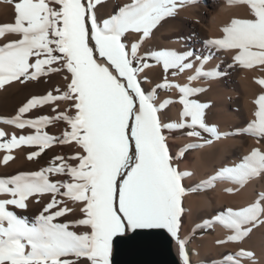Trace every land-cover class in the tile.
Segmentation results:
<instances>
[{
	"label": "snow or ice",
	"instance_id": "obj_1",
	"mask_svg": "<svg viewBox=\"0 0 264 264\" xmlns=\"http://www.w3.org/2000/svg\"><path fill=\"white\" fill-rule=\"evenodd\" d=\"M4 2L13 5L14 22L0 25V38H19L0 45V88L12 82L36 81L50 72L70 75L64 77L65 89L32 96L15 116L0 119V123L18 129H36L35 134H13L10 138L0 130V149L11 152L21 145L36 146L38 150L28 154L29 160L53 143H74L80 151L68 158L78 161L75 165L57 156L40 171L0 178V194L8 197L0 199V264H82V260L87 264H111L114 238L146 229H166L177 238L183 264H190L185 243L178 236L186 192L218 180L242 188L253 179L264 178V146H253L241 162L221 168L208 181L191 189L183 184L190 173L180 171L175 161L183 158L187 150L210 145L222 136L216 126L206 122L210 103L195 98L207 89L194 87L191 82L224 74L204 70L210 55L196 57L199 64L194 65L191 51L160 50L141 55L139 49L163 21L195 0H131L103 19L98 18L96 8L104 0ZM228 2L246 5L249 17L232 19L222 28L221 38L205 43L217 49L236 50L233 60L244 68L264 69V0ZM149 59L162 66L164 78L146 92L139 77L150 67ZM192 69L194 74L184 84H173L167 78L170 70L175 77ZM256 83L264 88V78ZM167 89L179 94L178 122L166 123L160 116L173 101L155 102L157 90ZM59 101L71 102L75 114L24 118L33 108ZM254 103L256 119L236 130V134H250L260 144L264 141V93ZM55 120H63L70 130L59 137L41 132V127ZM185 128L186 135L199 142L187 144L174 158L164 132ZM201 132L212 139H205ZM12 159L6 154L0 163L7 164ZM49 174L66 175L70 180L53 182ZM45 194L52 198L31 223L8 208L13 205L26 209L29 198ZM57 197L78 204L81 218L58 222L75 208ZM212 223L231 233L218 244L244 241L253 230L264 227V194L247 206L220 211L204 226ZM81 227L84 230H71ZM253 259L251 251L241 248L226 254L221 264H242Z\"/></svg>",
	"mask_w": 264,
	"mask_h": 264
},
{
	"label": "bare ground",
	"instance_id": "obj_2",
	"mask_svg": "<svg viewBox=\"0 0 264 264\" xmlns=\"http://www.w3.org/2000/svg\"><path fill=\"white\" fill-rule=\"evenodd\" d=\"M82 2L86 3L87 0H82ZM119 2L131 3V0H119ZM106 6V10L102 8V12L105 16H108V13L110 16V4H106ZM96 12L99 18L100 11L96 10ZM249 14L250 12L246 5L230 4L228 0H195L194 3L181 8L174 16L173 22L169 23L164 30H159L160 24L157 27V33H153L145 42L144 46H149L157 42L159 51L174 50L177 53L191 51L193 53L191 62L194 65L199 64L196 57L210 55L211 58L204 65V70H218L224 74L219 78L202 77L191 82L194 87L201 86L207 89L206 92L199 94L195 98L200 102L210 103L211 107L207 110L206 122L209 126H216L217 131L222 136L220 139H213L210 145L193 149L190 155L185 157L186 160L178 165L180 171L190 173L183 180L185 187L189 188L191 184L195 186V184L199 185L202 182L208 181L221 168L233 166L241 162L243 156L247 155L253 146H264V141L257 144L256 139L250 134H236V130L244 129L250 122L256 119L254 113L257 110V105L254 101L260 94L264 93V88L256 83V81L257 79L264 78V69L261 67L252 69L244 68L233 60L236 50L217 49L205 43L210 39L221 38L223 36L222 28L230 23L232 19L248 18ZM12 22H14L13 5L0 0V25ZM18 38L15 35L0 38V45ZM194 71V69L186 70L183 73H179L176 77H170L168 80L173 84H184L188 82L187 78L193 75ZM58 83L64 86L66 81L62 77ZM19 87L20 83L12 82L0 88V119L15 116L19 107L23 105L22 99L24 97L22 98V94L21 96L17 94L12 96L10 94L17 91ZM143 89L146 90L144 87ZM178 97L179 94L175 89H170V92H162L157 97L156 103L164 100L173 101V103L168 104L166 109L160 113L161 119L164 122H178L179 111L181 110V105L176 102L178 101ZM48 107L52 109L51 117L57 116L56 113L61 112H66L69 115L68 102L59 101L33 108L24 114V118L32 119V113L37 110L39 112L42 108ZM51 124L50 136H61L65 130H70L69 126L63 120H55ZM0 130L5 131L9 138L13 134L18 137L20 135L35 134L36 132L35 128L26 127L24 129H18L15 126L5 123H0ZM40 130L44 133L45 126L41 127ZM176 131L187 136L186 133L188 130ZM176 131L169 132L165 130L164 132L167 135L168 147L172 156L180 152L177 151L178 149H174L175 143L180 142L184 149L189 143L199 142L193 137L176 138L174 137L177 135ZM206 135L208 139H212L207 133ZM72 148L74 153L80 151L74 143L72 144ZM55 149L57 151L62 150L58 146ZM31 151L36 150H27L22 147L13 148L11 152L0 150V160L6 154L13 156V159L7 164L0 163V178L17 175L20 172L40 171L43 166L38 156L32 160L27 159ZM49 180L51 181L50 177ZM201 189L202 192L200 194L191 195L186 193L183 198L184 211L180 218L178 236L179 234H184L193 226L194 228H210L213 233H205L189 247H185L190 264H198L200 262L198 258H204L207 255L208 258L209 256L214 257L217 264H221L222 258L226 254L235 253L241 248L246 251H251L254 254L253 260H244L242 264H264V227H258L253 230L251 235L242 242L218 244V240H226L227 236L231 233L218 223H212L207 227L204 226L206 221H211L220 211L228 207L238 209L242 206H247L258 195L264 194V178L253 179L242 188L233 185L229 181L218 180L213 184H206ZM227 189H233V191L229 192ZM208 190L211 191L208 192ZM3 198L8 197L0 194V199ZM51 198V194L29 198L27 202L28 206L23 210L17 209L13 205H9L8 208L18 216L26 217L31 223ZM57 199H61L69 207L75 208V211L69 213V215H74L76 219L81 218L82 214L79 212L78 204L73 205L70 200L61 197H57ZM61 218L64 220V217ZM60 221L58 218V222ZM74 230L79 232L84 229L81 227L75 228ZM173 238L175 240V253L180 263L183 264L177 238ZM189 250H192V256Z\"/></svg>",
	"mask_w": 264,
	"mask_h": 264
},
{
	"label": "rangeland",
	"instance_id": "obj_3",
	"mask_svg": "<svg viewBox=\"0 0 264 264\" xmlns=\"http://www.w3.org/2000/svg\"><path fill=\"white\" fill-rule=\"evenodd\" d=\"M16 2H18V0H16ZM127 3H130V2H127ZM106 4H108V5L110 4L109 10H110V14L112 15V14H115V12L118 10L119 7L123 6L126 3L119 2V0H104L102 5L97 6V8H96V10L100 11V15H99L100 19H103V18H106V17L109 16V13L107 14L108 16H105L103 14V12H102V8L106 10V7H107ZM51 6L52 7H58V5H51ZM173 20H174V17L168 18L165 21H163L161 23V26H160L159 30H164L169 23L173 22ZM184 29H185V26H184ZM157 31H158V29H155L154 33L155 32L157 33ZM129 39H131V37ZM156 43H154V44L152 43L149 46H144L145 43H143L141 48L139 49V53L141 55H144V54L150 53L152 51H159L158 43L157 44ZM57 55H59V54H57ZM41 58H44V57H41ZM147 63L150 65V67L147 68V69H144V71L140 74V78H139L141 80L142 86L146 89L145 90L146 92L151 90L152 88H155L156 84L162 83L163 82V78H164V73L162 71V66L161 65L157 64V62L155 60H152V59H149L147 61ZM53 66H57V65H53ZM60 74H62V75H60ZM66 75H70V74H67L66 72H50V73H48L46 75L40 76L38 78V80H36V81H28L25 84H20V87L18 88V90L12 92L13 94L12 93H10V94L12 96H15L16 94L21 96V94H22V98L24 97L22 99V102L24 104L32 96L45 95L49 91L55 92L56 89H60V88H61V90L65 89L66 84L64 86H61V85H59L58 81L60 80V78H62V77L64 78ZM170 77H173L172 74H171V70L167 74V78L169 79ZM151 82H152V84H151ZM162 92H170V89L157 90L156 99ZM68 109H69V115H74L75 114V110L73 108H71V102H68ZM37 111L32 113V119H35V118H37L39 116H50L51 117V114H52V109L50 107L42 108L41 110H39V112H37ZM58 114L59 113H56V115H58ZM166 114H167V111H166ZM51 126H52L51 123L45 125L44 132H46L48 135H49V131L51 130ZM183 130H188V129L185 128ZM167 131H169V130H167ZM169 132H173V131H169ZM176 133H177V135L174 136L176 138L182 139L184 137H188V136H184V134H181V133H179L177 131H176ZM201 135L205 139H208V136L206 135V133L201 132ZM54 137H59V136L56 135ZM166 137H167V135H166ZM2 142H3V138H0V143H2ZM56 146H58L62 150L57 151L55 149ZM177 146H178V148H176ZM20 147H22L24 149H27V150H31V149L38 150L36 146L21 145ZM174 149L175 150L178 149L177 151H180V152L184 151L183 145H181L180 142H178L177 144L175 143ZM0 150H3V149H0ZM192 151H193V149L187 150L185 152V154H184V158H181V159H179L178 161H175V162L178 165L180 163L184 162L186 160L185 157L189 156ZM74 154L75 153L73 151L72 144L71 145H69V144H63L62 145V144H59V143H53L50 147L45 148L44 151L40 153V155L38 156V159L40 160L41 165L43 166V168L49 167L51 162H53L54 158L57 157V156L64 157L66 163H70L72 165H75V164H77L76 160L68 159L69 157L73 156ZM176 156H177V153L175 155H173L174 158ZM56 163H60V162L56 161ZM49 177H50L51 181H53V182L70 180V177H68L66 175H61V174H55V175L49 174ZM195 185H197V184H195ZM193 186H194V184H191L189 186V188L188 187H186V188L191 189ZM61 191H64V190L61 189ZM210 191L211 190H208V192H210ZM201 192H202V189L200 187L197 191H188L186 193L191 194V195H197V194H200ZM45 195H47V194H45ZM61 198L67 199L66 197H61ZM60 220L62 221L63 218H59V221ZM74 220H76L74 215H69L68 214V215H66L64 217V220L62 222L74 221ZM183 224H185V223H183ZM183 224H182V226H183ZM191 228L189 230H187L184 234L183 233L179 234V239L184 241L185 247H189L191 244H193L195 242V240H198L200 238V236L204 235L205 233H209V234L213 233L210 228H196L195 227L196 228L195 229L194 226L191 227ZM74 229L75 228H73L71 230H74ZM189 253H190L191 256L193 255L192 250H189ZM198 260L200 261L198 264H217L215 262V258L212 257V256H209V258H208V255L206 257H204V258L199 257ZM82 264H87V261L86 260H82Z\"/></svg>",
	"mask_w": 264,
	"mask_h": 264
},
{
	"label": "water",
	"instance_id": "obj_4",
	"mask_svg": "<svg viewBox=\"0 0 264 264\" xmlns=\"http://www.w3.org/2000/svg\"><path fill=\"white\" fill-rule=\"evenodd\" d=\"M166 229H146L114 238L111 264H181Z\"/></svg>",
	"mask_w": 264,
	"mask_h": 264
}]
</instances>
